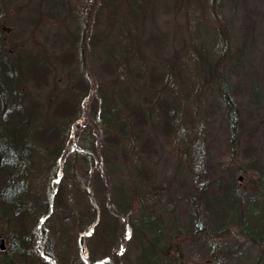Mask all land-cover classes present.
Here are the masks:
<instances>
[{"label":"rangeland","instance_id":"obj_1","mask_svg":"<svg viewBox=\"0 0 264 264\" xmlns=\"http://www.w3.org/2000/svg\"><path fill=\"white\" fill-rule=\"evenodd\" d=\"M54 1L0 0V48L15 64L11 84L23 103L46 116L73 110L67 125L89 140L90 149L70 136L61 159L48 162V172L56 175L44 206L49 226L30 214L44 205L46 194L38 191L47 187L43 181L14 193L13 214L0 204V264H264V0H145L134 6L135 18L131 3L121 0H72L76 10L58 14L50 13ZM121 15H127L128 28L138 25L139 36L137 49L128 38L136 54L119 73L109 45L117 47L113 19ZM221 34L232 55H239L226 72L241 108L243 130L236 140L221 95L211 88L214 75L206 74L197 56L221 55ZM80 41L85 68L90 59L84 91L76 83L83 61L68 53ZM34 53L48 57V75L16 71ZM183 58L190 63L176 64ZM169 61L181 80L176 75L174 87L163 90L162 103L179 117L182 100L195 89L198 95L191 96L201 105L200 115L194 118L186 108L182 121L171 124L155 110L146 82ZM112 85L118 88L112 91ZM102 97L103 105L115 103V115L111 108L100 116ZM33 136L29 132L30 142L37 140ZM84 165H90L86 172ZM80 176L86 181L81 187ZM229 189L239 197L236 211Z\"/></svg>","mask_w":264,"mask_h":264},{"label":"trees","instance_id":"obj_2","mask_svg":"<svg viewBox=\"0 0 264 264\" xmlns=\"http://www.w3.org/2000/svg\"><path fill=\"white\" fill-rule=\"evenodd\" d=\"M76 1V0H75ZM145 0H121V3H124L125 5L131 3V12L134 13L132 17H136V12L134 9V6H140ZM72 0H56L52 4V8H54L53 12L58 14L60 10L66 9L68 10H76V8L71 6ZM112 3V1H111ZM77 5V3H76ZM73 8V10H72ZM113 20L117 23V31L119 33L117 37V47L110 46V52L113 53V56H116L113 61V65L117 66V71L120 73V69L125 67H128L129 64H131V54H136L135 52H132V46L128 47L130 44L128 38H132L133 42L135 44V47L137 49L138 42L135 40V36H139V28L138 25H133L132 29L128 28L129 20L127 15H121L118 17H115ZM81 37V34L78 36V38ZM120 37V38H119ZM220 39H222V52L221 55L217 56L215 55L211 60H209L205 53L203 51H199L198 55L199 59L201 61L200 66L203 67L206 74L214 75V77L211 79L214 84L211 88H215L218 93L221 95L222 99V114L225 116L227 124L229 126V129L231 130V137L232 139L236 140V137L239 136V133L241 130H243V123L241 119V108L238 106L234 94L232 92V86L229 84V78L227 77L226 72L228 70H231L235 64L231 63V58L234 56V58L239 60V55L234 54L230 52V46L228 42V38L225 37L223 34L220 35ZM123 43L124 45L119 46V42ZM83 42V41H82ZM81 41L79 42V45H72V50L68 51L70 55V59L72 61H75V54H77L76 61H83L81 65H78V68L81 66V68L85 69L83 72L79 71V79L76 80V83L78 86L81 87V89L84 91L88 87V81L86 79L89 75L90 71V59L88 62V67L85 68V62L83 60V51L84 44ZM77 47H76V46ZM119 46V47H118ZM71 48V46H69ZM78 48V50H77ZM0 48V204H3L4 206H7L8 209H10V213L13 214V195L14 193L19 190L24 185H32L35 179L38 181H43L44 184H47V187L45 188L42 185H39L40 188L38 189L39 193H45L46 196L42 202H44V206L50 204V197L52 193V188L54 182H52V179L50 177H55V174L46 175L44 174V171H48L49 165L48 162L55 161L57 163L58 159H61L62 150L63 153L66 152V147L68 146V139L70 136L73 138V140L76 141V144H79L80 148L83 150L90 149V143L87 138H84V136H80L79 131L76 133V131H72V127L70 124L67 125V122L72 120V115L74 113L73 110L70 108L63 110V112H60L58 109H56L53 113L54 116L49 115H42L37 113V108L30 105L26 106V103H23V100L21 99L22 95L21 93L12 87L13 82L12 75L15 73V64L13 65L12 61H10L8 58L4 57V50L2 51ZM68 50V49H67ZM218 57V58H215ZM222 57V58H221ZM223 59V60H221ZM176 61V58H175ZM27 63H25L23 66L18 62L17 63V72H22V70L25 73L27 70L30 72H37V73H44L45 75H48L50 73V65H49V59L48 57L44 55H40L39 53L30 54V57L28 60H26ZM173 61L165 62L163 67L160 70L159 77H151L146 80L150 84V88L154 92V96L156 98L158 107L155 110H159L162 113L163 120L168 123H174L176 120L179 122L182 121L183 112L186 108H188L191 112V114L195 116L200 115V108L201 105L198 103V98L192 97L191 94L195 92V95H198L199 90L192 91L191 93L186 94L187 100L186 102H183L182 100V106H181L180 115L175 116L174 112L176 113V110L168 106L167 103H162V92L163 90H169L170 88L174 87V79H176V75H179V80H181L180 75L178 73H171L170 71V64ZM16 63V62H15ZM177 63L180 64H189L190 62L187 60V58H183L182 61H177ZM192 63H195L197 66L198 61H192ZM233 64V65H232ZM26 67V69H24ZM130 67V66H129ZM236 68V67H235ZM113 69L116 71V69L113 67ZM234 69V68H233ZM151 70L150 68H143V72H149ZM175 70V69H173ZM124 75L123 72H121ZM26 75V73H25ZM145 79V78H144ZM43 80V78H42ZM141 81V79H140ZM190 81V80H189ZM160 82V84H158ZM12 83V84H11ZM17 85V84H15ZM89 88V87H88ZM87 88V89H88ZM118 88V85L111 86L110 89L112 91L116 90ZM179 88V87H175ZM183 92L181 93L182 96L184 95V89L182 88ZM6 91L11 92L13 95L9 94L6 96L4 93ZM178 96H180V102H181V95L177 93ZM201 95V94H200ZM54 98V108H57L60 104L58 97L55 96ZM102 105L104 104V98L102 97ZM155 101V102H156ZM66 102V101H64ZM75 102V101H74ZM114 103V102H113ZM112 101L109 104V102L106 105H103L101 107V115H106V110L110 111L112 108V111L114 110V115L117 112V109L115 108ZM154 100H152L153 105ZM26 106V107H24ZM78 111V110H77ZM105 112V113H104ZM36 113V114H35ZM185 113V112H184ZM38 115L42 116L39 117ZM56 115V116H55ZM188 115V112H187ZM45 120L44 123H41L42 120ZM43 122V121H42ZM77 128V126H75ZM78 129V128H77ZM29 132L31 136L34 138L33 134L37 138L36 143L37 147L35 148V143L33 144L32 141H29ZM33 132V133H32ZM111 137V135H110ZM77 146H73L72 149H76ZM47 148V149H46ZM123 148V147H122ZM78 151V150H77ZM35 154H39V161L36 159L34 161ZM74 154V151H71L64 155V158L66 156H72ZM40 164L41 167L39 169L37 164ZM46 163V164H45ZM43 166L45 168H43ZM85 166V165H84ZM44 169V170H43ZM90 169V165L85 166L84 171H88ZM43 170V172L41 171ZM50 179V180H49ZM51 182V183H50ZM83 182H86L83 177L80 176V182L78 185L81 187ZM59 183V180H58ZM58 183H56L58 185ZM51 187H50V186ZM88 191V190H87ZM58 193V190H56ZM54 194V197L56 194ZM228 193L230 196L233 197V204L231 209L238 210L239 205L237 203V200L239 197L235 196L234 192H232L230 189L228 190ZM257 202H259V206L261 205L262 199H257ZM42 207L41 211L34 210L33 212H30L31 208L29 209L30 214L34 215L35 220L39 224L48 225L49 223L46 221L44 216L48 213V207ZM36 207H33L34 209ZM262 209V207L260 206ZM259 211L253 212V215L255 218L258 219V217L255 215ZM9 213V214H10ZM248 215V214H247ZM10 217H7V222L9 225L13 222L12 215H8ZM239 216L241 219L244 217L243 211L239 213ZM246 219H249L246 217ZM249 221L244 222V225L248 227ZM249 230H251V227H248ZM248 234L253 237L251 233ZM212 231L215 232V227L212 228Z\"/></svg>","mask_w":264,"mask_h":264},{"label":"water","instance_id":"obj_3","mask_svg":"<svg viewBox=\"0 0 264 264\" xmlns=\"http://www.w3.org/2000/svg\"><path fill=\"white\" fill-rule=\"evenodd\" d=\"M0 248H4V238L0 236Z\"/></svg>","mask_w":264,"mask_h":264},{"label":"bare ground","instance_id":"obj_4","mask_svg":"<svg viewBox=\"0 0 264 264\" xmlns=\"http://www.w3.org/2000/svg\"><path fill=\"white\" fill-rule=\"evenodd\" d=\"M44 170V169H43ZM43 170H41L42 172H43ZM44 174H46V175H49L50 176V172H48V171H44Z\"/></svg>","mask_w":264,"mask_h":264}]
</instances>
